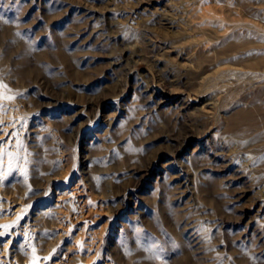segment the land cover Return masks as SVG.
Instances as JSON below:
<instances>
[{
    "label": "rangeland",
    "instance_id": "1",
    "mask_svg": "<svg viewBox=\"0 0 264 264\" xmlns=\"http://www.w3.org/2000/svg\"><path fill=\"white\" fill-rule=\"evenodd\" d=\"M0 264H264V0H0Z\"/></svg>",
    "mask_w": 264,
    "mask_h": 264
},
{
    "label": "bare ground",
    "instance_id": "2",
    "mask_svg": "<svg viewBox=\"0 0 264 264\" xmlns=\"http://www.w3.org/2000/svg\"><path fill=\"white\" fill-rule=\"evenodd\" d=\"M92 14V13H91ZM101 23V22H100ZM109 23V22H108ZM105 24V23H104ZM107 24V23H106ZM99 25V24H98ZM94 27V26H93ZM111 28V27H110ZM107 29V28H106ZM81 34V33H80ZM83 35V34H82ZM91 35H93V34H91ZM84 44V43H83ZM123 53V52H122ZM149 92V91H148ZM88 251V250H87ZM84 253V252H83ZM89 255V254H88ZM84 259H86V257L84 258Z\"/></svg>",
    "mask_w": 264,
    "mask_h": 264
}]
</instances>
